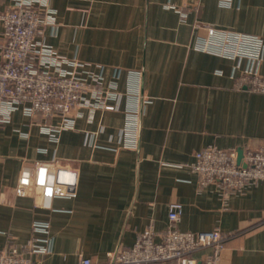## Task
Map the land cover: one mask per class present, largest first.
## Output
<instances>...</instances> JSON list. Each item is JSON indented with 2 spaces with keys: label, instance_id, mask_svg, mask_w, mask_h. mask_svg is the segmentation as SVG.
I'll use <instances>...</instances> for the list:
<instances>
[{
  "label": "crops",
  "instance_id": "obj_1",
  "mask_svg": "<svg viewBox=\"0 0 264 264\" xmlns=\"http://www.w3.org/2000/svg\"><path fill=\"white\" fill-rule=\"evenodd\" d=\"M12 2L0 0V11ZM50 6L55 26L40 42L95 71L102 67L106 81L119 69L120 92L127 71L140 72L147 102L139 106L135 149L120 136L126 100L116 111L79 110L74 129L56 142L39 124L57 119L12 114L0 128V251L7 235L9 245L20 246L31 236L32 221H49L51 253L42 264H106L109 253L132 247L148 226L160 241L168 206L180 203L178 230L229 235L221 264H264V183L231 194L224 207L219 189L200 188L189 170L204 147L264 145V94L233 87L236 61L194 48L205 35L199 25L254 35L264 45V0H233L230 8L217 0H51ZM259 74L264 78V49ZM54 158L77 169L75 197L55 199L52 211L11 198L22 167ZM208 252L193 256L201 261Z\"/></svg>",
  "mask_w": 264,
  "mask_h": 264
},
{
  "label": "built area",
  "instance_id": "obj_2",
  "mask_svg": "<svg viewBox=\"0 0 264 264\" xmlns=\"http://www.w3.org/2000/svg\"><path fill=\"white\" fill-rule=\"evenodd\" d=\"M51 0H13L0 11V128L7 125L15 112L29 119L41 117L56 124L42 123L39 128L56 142L64 130H72L79 110L116 111L123 100L129 102L125 110L126 124L120 136L123 145L135 149L139 106L147 102L141 97V73L127 71V86L118 90L121 71L116 69L106 81L102 67L81 63L59 56L38 40L48 27L55 26V11ZM221 8H230L233 0H217ZM199 28L205 35L198 37L194 48L236 61L231 74L233 87L264 94V78L259 74L263 61V40L254 35L236 33L211 26ZM245 61L241 69L240 63ZM74 111L75 114H74ZM91 138V137H90ZM91 145V139H89ZM238 151L241 159L238 162ZM197 176L200 188L216 186L225 207L231 194L264 183V145L256 149L245 146L241 150L220 149L210 145L194 154L189 165ZM77 169L56 158L49 162L22 167L11 198H29L36 209L52 211L57 198L76 196ZM69 176V178H67ZM182 215V205L168 206V226L156 241L152 226L136 236L132 247L118 246L107 255L106 264H221V254L228 234L219 230L183 232L176 228ZM264 235V220L261 223ZM29 240L20 245H7L0 251V264H42L51 253L50 222L34 220ZM208 250L203 260L194 254ZM79 264H91L82 259Z\"/></svg>",
  "mask_w": 264,
  "mask_h": 264
},
{
  "label": "water",
  "instance_id": "obj_3",
  "mask_svg": "<svg viewBox=\"0 0 264 264\" xmlns=\"http://www.w3.org/2000/svg\"><path fill=\"white\" fill-rule=\"evenodd\" d=\"M241 156H242V154H241V151H238V162L240 161V159H241Z\"/></svg>",
  "mask_w": 264,
  "mask_h": 264
}]
</instances>
